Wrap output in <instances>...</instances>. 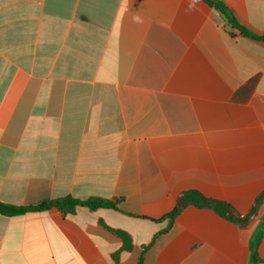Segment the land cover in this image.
Instances as JSON below:
<instances>
[{
	"label": "crops",
	"instance_id": "crops-1",
	"mask_svg": "<svg viewBox=\"0 0 264 264\" xmlns=\"http://www.w3.org/2000/svg\"><path fill=\"white\" fill-rule=\"evenodd\" d=\"M221 1L264 37V0ZM190 190L264 192V42L204 0H0V202L117 201L0 214V264H264V202L170 223Z\"/></svg>",
	"mask_w": 264,
	"mask_h": 264
},
{
	"label": "trees",
	"instance_id": "trees-1",
	"mask_svg": "<svg viewBox=\"0 0 264 264\" xmlns=\"http://www.w3.org/2000/svg\"><path fill=\"white\" fill-rule=\"evenodd\" d=\"M209 6L213 7L219 13H221L224 18L228 21V23L235 29H238L240 33L246 37L262 41L264 42L263 36H258L253 34L244 26L240 25L231 10L223 3L221 0L214 1V0H204ZM251 94V90L247 87H244L241 91H239L235 98L240 102H246ZM264 202V192H262L253 205V208L248 215H241L231 204L223 201L217 200L213 198H208L203 195L201 192L196 190L186 191L180 194L176 207L172 213H170L166 218L170 220L172 223L180 214V212L189 207L194 206L196 208H208L214 210L223 218L227 219L230 222L236 223L241 227H244L251 217L256 215L258 208ZM78 207H86L92 211L101 209V208H112L117 209V201L106 200L103 198L98 197H91L86 200H79L70 196L57 198L51 200L48 203L39 205V206H28V207H20V206H13L9 204H4L0 202V214L4 216L10 217H17L22 216L27 213H36L42 212L49 209H57L61 211L63 214H75ZM118 236L123 240L124 249L130 250L132 247V240L131 237L122 231L117 232ZM253 264L260 262L261 260L258 258L255 248L253 249V257H252ZM140 264H143L142 260Z\"/></svg>",
	"mask_w": 264,
	"mask_h": 264
},
{
	"label": "water",
	"instance_id": "water-1",
	"mask_svg": "<svg viewBox=\"0 0 264 264\" xmlns=\"http://www.w3.org/2000/svg\"><path fill=\"white\" fill-rule=\"evenodd\" d=\"M214 1H218V0H214Z\"/></svg>",
	"mask_w": 264,
	"mask_h": 264
}]
</instances>
